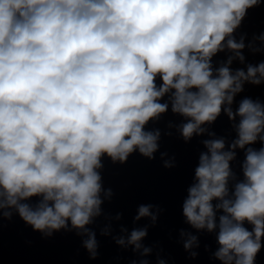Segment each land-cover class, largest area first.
<instances>
[{"label": "clouds", "instance_id": "clouds-1", "mask_svg": "<svg viewBox=\"0 0 264 264\" xmlns=\"http://www.w3.org/2000/svg\"><path fill=\"white\" fill-rule=\"evenodd\" d=\"M254 9L264 0H0V221L19 218L44 239L72 233L92 260L99 228L130 253L116 264H174L143 242L165 209L141 202L129 227L123 211L105 208L115 192L104 178L105 158L158 154L164 168L177 166L161 150L173 133L146 128L170 110L184 118L175 127L185 144L208 135L177 242L196 257L200 234L212 233L220 264H258L264 95L237 100L248 85L264 88V28L243 30ZM222 113L234 134L217 137L208 125Z\"/></svg>", "mask_w": 264, "mask_h": 264}, {"label": "water", "instance_id": "water-1", "mask_svg": "<svg viewBox=\"0 0 264 264\" xmlns=\"http://www.w3.org/2000/svg\"><path fill=\"white\" fill-rule=\"evenodd\" d=\"M261 28H264V9L250 10L243 30L251 33ZM247 58L255 63L261 56L259 53L255 55L247 53ZM226 59L227 54L221 52L214 57V63L218 66ZM242 66L239 61H234L232 65L234 68ZM242 95H251L255 98L264 95V88L248 85L245 93L238 94L237 100ZM183 119L169 110L161 114L160 119L146 125L148 130L158 127L173 133L172 137H162L161 150L175 155L177 160L175 168H164L158 154L157 159L151 161L134 155L124 165H113L105 158V184L111 186L115 192L113 200L106 203L105 208L113 213L123 211L125 214L123 222L131 227V216L135 213L137 204L141 202L159 204L165 211L157 225L149 230V236L143 241L145 245H151L154 249L163 246L164 253L174 260V264H220L212 255L218 248L214 234L206 232L200 234V245L194 249L198 252L196 257H191L184 251L182 244L177 242L180 237L176 229L181 226L188 227L184 224L181 204L187 195L186 189L191 183L192 169L198 162L199 154L207 150L201 140L208 138L206 132L202 136L194 137L190 144H185L175 127ZM170 124L172 127H169ZM208 128L214 131L217 137L234 134L231 122L223 113L215 122L208 125ZM144 223H147V218L137 222V226H143ZM97 232L100 256L92 260L80 248L79 238L72 233H57L52 238L44 239L19 218L12 222L0 221V264H116L112 259L114 256L130 255L118 253V246L110 238L100 237L99 228ZM257 259L258 264H264V252Z\"/></svg>", "mask_w": 264, "mask_h": 264}]
</instances>
